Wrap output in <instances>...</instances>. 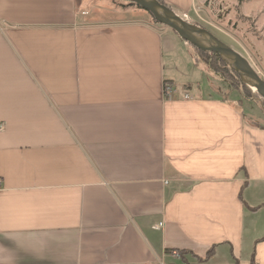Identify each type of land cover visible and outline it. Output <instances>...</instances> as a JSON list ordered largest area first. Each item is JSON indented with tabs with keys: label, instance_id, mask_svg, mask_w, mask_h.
<instances>
[{
	"label": "crops",
	"instance_id": "1",
	"mask_svg": "<svg viewBox=\"0 0 264 264\" xmlns=\"http://www.w3.org/2000/svg\"><path fill=\"white\" fill-rule=\"evenodd\" d=\"M116 10L0 0V264H264V124Z\"/></svg>",
	"mask_w": 264,
	"mask_h": 264
},
{
	"label": "rangeland",
	"instance_id": "2",
	"mask_svg": "<svg viewBox=\"0 0 264 264\" xmlns=\"http://www.w3.org/2000/svg\"><path fill=\"white\" fill-rule=\"evenodd\" d=\"M107 2L109 7L117 9V12L115 11V15L107 16L106 21L141 22L161 30L166 29L176 38L180 51L187 52L184 55L186 65H190L189 70L181 67L186 73L182 69L178 71V84L191 82L192 92L196 94L201 92L204 95H217L219 89L224 97L228 99L231 97V94L222 87L225 82L214 72L205 67L195 68L193 66L195 62L193 60L192 63L193 48L175 32L157 24L147 11L135 5L129 6L127 0H107ZM195 7L198 15L196 12L186 16L179 15L190 23H199L219 40L248 59L264 80V0H196ZM188 52H191L192 57ZM227 88L234 90L229 84ZM235 95L237 99L244 102L243 109L246 115L252 121L256 119L264 124L263 100L255 95H250V99H244V95L240 92Z\"/></svg>",
	"mask_w": 264,
	"mask_h": 264
},
{
	"label": "water",
	"instance_id": "3",
	"mask_svg": "<svg viewBox=\"0 0 264 264\" xmlns=\"http://www.w3.org/2000/svg\"><path fill=\"white\" fill-rule=\"evenodd\" d=\"M130 3L149 12L164 27L171 29L182 40L203 51L218 54L238 73L244 85L264 100V80L248 59L219 40L208 30L188 22L174 10L158 0H128Z\"/></svg>",
	"mask_w": 264,
	"mask_h": 264
},
{
	"label": "trees",
	"instance_id": "4",
	"mask_svg": "<svg viewBox=\"0 0 264 264\" xmlns=\"http://www.w3.org/2000/svg\"><path fill=\"white\" fill-rule=\"evenodd\" d=\"M158 1L160 3L166 5L170 9L174 10L172 7L167 5L163 0H158ZM128 5L132 6V5H135V4H132V3H130L128 1ZM138 8L143 10L140 7H138ZM152 18L154 19L153 16H152ZM154 21L157 24H159L155 19H154ZM195 25L206 29L205 27L199 25V23H195ZM206 30H208V29H206ZM191 47L193 48L192 56L194 58L193 60L195 61V62L193 61L195 67H198V68L205 67L207 70L214 72L223 82L229 84L232 89H234L238 93L240 92L241 94H243L244 96L243 95L242 96H243L244 99H250L251 98L250 95H255L256 97L261 98L256 92L254 93L253 91H250L244 85V83L242 82V80H241L240 76L238 75V73L236 71H234L218 54L212 53V52H203V51H201V50H199V49H197V48H195L193 46H191ZM246 94H247V96H246ZM238 103H239V105H243L244 102H242V100H239ZM263 103H264V100H263ZM213 253H214V249L209 251L207 253V255L205 256V258H200V257H198V256H196L194 254H191L190 252H185V251H180L179 252L180 257H181V261H183V262L184 261L187 262V257L189 255H192V257L195 258L199 262H205V261H207L208 259L211 258Z\"/></svg>",
	"mask_w": 264,
	"mask_h": 264
},
{
	"label": "built area",
	"instance_id": "5",
	"mask_svg": "<svg viewBox=\"0 0 264 264\" xmlns=\"http://www.w3.org/2000/svg\"><path fill=\"white\" fill-rule=\"evenodd\" d=\"M173 88L170 87L168 84H165V87H164V96L166 99H172L173 98ZM170 256L174 259H179L180 258V254L177 253V252H172L170 254Z\"/></svg>",
	"mask_w": 264,
	"mask_h": 264
},
{
	"label": "bare ground",
	"instance_id": "6",
	"mask_svg": "<svg viewBox=\"0 0 264 264\" xmlns=\"http://www.w3.org/2000/svg\"><path fill=\"white\" fill-rule=\"evenodd\" d=\"M255 89H253V92L255 93V91H254ZM251 91V90H250Z\"/></svg>",
	"mask_w": 264,
	"mask_h": 264
}]
</instances>
